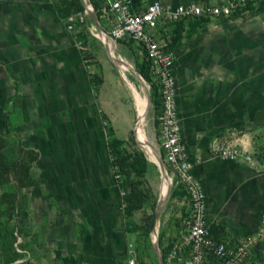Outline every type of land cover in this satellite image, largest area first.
Masks as SVG:
<instances>
[{
    "label": "rangeland",
    "instance_id": "rangeland-1",
    "mask_svg": "<svg viewBox=\"0 0 264 264\" xmlns=\"http://www.w3.org/2000/svg\"><path fill=\"white\" fill-rule=\"evenodd\" d=\"M91 1L101 25L108 33L109 44L115 54L133 65L141 75L139 70L145 56L140 46L128 39L114 41L109 20L103 11L109 3ZM69 22H79L84 27L79 44L81 58L86 66L95 101L99 102L102 110L99 115L107 141L114 136L122 138L120 147L129 152L137 150L146 161V174L135 178L140 180V187L147 193L148 199L140 209L128 213L124 210L123 202L118 205L123 213L125 227L121 234L125 251L120 264H129L130 259H134L137 264H161L159 257L179 226L177 214L186 213V206L182 204L183 195L178 191L172 192L171 186L159 215V249L156 251L152 226L159 202L158 188L162 172L159 164L150 162L145 147L134 135L138 111L133 89L122 77L118 66L109 58L103 37L89 15L83 11L76 20ZM179 36L180 39L190 40L187 50L191 52L192 59H197L198 82L206 79L211 84H216L231 79L238 88L244 83L257 84L260 114L254 115L251 123L239 121L234 124L233 130L225 138L238 143L240 153L236 161L247 162L264 173V90L263 96L261 95V88L264 89V12L246 8L240 17H231L226 21L207 19L191 24L189 30L181 31ZM3 76L6 80L2 83L11 93L13 102L8 107L0 105V121L3 120L6 124L4 136H0L1 153L4 163L10 167V180L0 183V195L4 191L14 193V203H0V264H62L63 256L75 258L77 264H89L86 251L73 250L71 246L63 248L59 238L64 232L73 241L80 235L90 234L98 223L99 217L94 204L102 192L101 185L96 181L101 169L94 165L93 171L88 172V175L82 170L85 153L89 151L90 137L86 138L81 133L75 139L79 146L78 156L67 161L68 168L76 169L80 177L77 180H59L55 188L50 186L45 168L38 163L41 150L25 146L27 144L23 136L30 131L49 139L48 131L52 123L56 124V133L59 136L63 134L60 127L69 116L68 113H64L62 109H49L52 98L59 90L58 76L34 73L23 76L8 67ZM128 76L137 90L145 94V86L141 81L132 74ZM143 79L147 81L144 77ZM14 113H18V120L13 117ZM121 113L131 117L129 129L124 128L123 124L110 121L109 117L117 120ZM155 113V107L149 105L141 126L160 156ZM113 126L116 129L113 128L112 133H109ZM91 133L94 134L92 130ZM248 134L253 142V147L249 149L241 141V137ZM98 154L101 155L100 149ZM113 169L115 172L114 166ZM115 177L117 179L116 174ZM80 181L82 186L78 189ZM120 191L122 194L123 190ZM262 192L257 230L264 213V188ZM106 217L110 228L108 231H101V226L98 225L97 238L108 243L115 242L114 235H117L119 222H115L116 218L111 215ZM245 264H264V236L259 239L252 256Z\"/></svg>",
    "mask_w": 264,
    "mask_h": 264
},
{
    "label": "crops",
    "instance_id": "crops-1",
    "mask_svg": "<svg viewBox=\"0 0 264 264\" xmlns=\"http://www.w3.org/2000/svg\"><path fill=\"white\" fill-rule=\"evenodd\" d=\"M129 1L134 9L139 10L146 8L154 0ZM161 1L174 8L188 0ZM197 1L217 3L222 0ZM59 2L60 0H0V105L8 107L13 102L11 93L2 83L6 80L3 74L7 67L23 76L32 73L48 76L57 74L59 90L52 98L49 109H62L64 113H68L69 116L60 127L63 134L59 136L54 130L56 124L52 123L48 131L49 139L30 131L25 132V146L41 150L38 163L43 165L48 174V184L55 188L59 180H77L80 177L76 169L68 168L67 161L78 156L79 146L75 139L81 133L86 138L90 137L89 151L85 153L82 170L88 175L94 165L101 169L96 181L101 185L102 192L94 204L99 217L98 223L90 234L80 235L73 241L66 233H61L60 244L63 248L71 246L73 250L86 251L89 264H120L125 251V242L121 240L125 228L124 217L118 206L122 203V194L101 125L102 110L99 102L95 101L86 66L81 58L79 44L84 27L79 22H69L76 20L80 13L62 17L57 10ZM229 19L231 18L219 20ZM202 21L205 20H190L186 24L178 22L176 27L180 24L181 31L185 32L191 24ZM189 42L188 38H183L172 45L176 53L174 69L182 143L195 160L192 173L202 183L206 193L212 231L226 237L248 236L258 228L264 173L247 162L223 159L213 154L210 145L219 137L228 136L234 124L239 121L251 123L254 115L260 114L257 84L244 83L238 88L231 79L216 84H211L206 79L198 82V62L191 58V52L187 50ZM262 86L264 87L263 84ZM261 89L263 96L264 89ZM13 117L18 120V113H14ZM109 118L114 124L130 128L131 117L125 113H121L117 120ZM5 128L6 124L1 120L0 136H4ZM241 141L245 143V148L253 147L249 134L242 136ZM99 149L101 155L98 154ZM81 186L80 181L77 188ZM106 215L120 219L117 235H114L115 242L108 243L97 238L98 225L101 226V231H108L110 228Z\"/></svg>",
    "mask_w": 264,
    "mask_h": 264
},
{
    "label": "built area",
    "instance_id": "built-area-1",
    "mask_svg": "<svg viewBox=\"0 0 264 264\" xmlns=\"http://www.w3.org/2000/svg\"><path fill=\"white\" fill-rule=\"evenodd\" d=\"M264 0H222L217 3L188 0L172 8L161 0L134 9L129 0H111L103 8L113 40H131L140 46L148 67L145 81L155 107L157 141L172 192L183 195L186 213H178L179 226L161 253L164 264H245L264 236V213L259 229L248 236L215 234L208 219V203L202 183L192 173L195 160L182 143L176 99L172 38L177 23L211 18L228 19L244 10H255ZM72 27V26H70ZM212 152L236 160L238 143L219 137ZM129 264H137L130 259Z\"/></svg>",
    "mask_w": 264,
    "mask_h": 264
},
{
    "label": "trees",
    "instance_id": "trees-1",
    "mask_svg": "<svg viewBox=\"0 0 264 264\" xmlns=\"http://www.w3.org/2000/svg\"><path fill=\"white\" fill-rule=\"evenodd\" d=\"M57 8L59 14L62 17H67L75 13H82L84 11L81 0H60ZM256 10L259 12H264V4H261V6ZM238 15L239 13L235 14V16ZM180 33L181 29L179 24V26L174 30L172 45H174L180 39ZM147 69V62L144 59L142 62V68L139 70V72L145 79L148 78ZM112 131L113 127H110L109 133H112ZM122 143V138L114 136L108 141V147L112 165L115 167L118 186L121 190H123L122 202L124 203V210L126 213H128L130 211L140 209L148 199L147 193L140 187V180L135 178V176L140 177L146 174V161L143 157V154L137 150L129 152L125 148L120 147ZM1 148L2 146H0V183H6L10 180L8 175L10 172V167L4 163V157L1 153ZM0 203L10 205L13 204L14 193L5 191L2 192L0 195ZM61 259L63 261L62 264H77L76 259L73 257L63 256Z\"/></svg>",
    "mask_w": 264,
    "mask_h": 264
},
{
    "label": "bare ground",
    "instance_id": "bare-ground-1",
    "mask_svg": "<svg viewBox=\"0 0 264 264\" xmlns=\"http://www.w3.org/2000/svg\"><path fill=\"white\" fill-rule=\"evenodd\" d=\"M103 39H104V37H103ZM109 46H110V44H109ZM110 54L112 55L113 62L118 66L122 77L124 78V80H126L127 82L130 83V85H131V87L133 89V92H134L135 105H136V108H137V111H138V116H139V120H138V122L136 124V136H137V139L145 147V149H146V151H147V153L149 155L150 162H154V163L159 164V159H160L159 157L160 156L158 155V150L155 147V145L152 143V141H150L147 138V136H146V134H145V132L142 129V126H141V124L143 123V121L145 119V115H146V112H147V109H146L147 95L146 94H141L137 90L135 85L129 80L128 74H132V75L135 74L133 65L129 64L122 57H118L115 54V52H114V50H113V48L111 46H110ZM148 167H149V164H148ZM169 192H170V179L165 173H162L161 183H160L159 188H158V200H159L158 203H163L164 204V202L166 201V199H167V197L169 195ZM115 222H120V219L116 218Z\"/></svg>",
    "mask_w": 264,
    "mask_h": 264
},
{
    "label": "water",
    "instance_id": "water-1",
    "mask_svg": "<svg viewBox=\"0 0 264 264\" xmlns=\"http://www.w3.org/2000/svg\"><path fill=\"white\" fill-rule=\"evenodd\" d=\"M81 3L83 5V7H84V12L89 15V17L92 19L93 23L96 25V27L99 30V32L101 33V35L104 37L103 40H104V43H105V48H106L107 54H108L109 58L112 60L113 58H112V55L110 54L108 33L105 31V29L101 25L97 15H96V13L94 11L92 1L91 0H81ZM134 73H135L134 76L137 77L141 81L143 86H145V94L147 95L146 109H148L149 105H151V94H150V91H149V89H148L143 77L135 69H134ZM138 120H139V116H137L136 124H137ZM134 135L136 137V126L134 127ZM159 158H160L159 159L160 170H161L162 173L166 174L164 162H163L161 157H159ZM162 207H163V203H158L157 204L156 210H155V219H154V223H153V226H152V234H153L154 239H155V249H156V251H158V249H159L158 248L159 247V241H158L157 226H158L159 215L161 213ZM159 259H160V263L164 264L162 256H160Z\"/></svg>",
    "mask_w": 264,
    "mask_h": 264
}]
</instances>
